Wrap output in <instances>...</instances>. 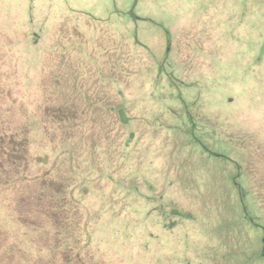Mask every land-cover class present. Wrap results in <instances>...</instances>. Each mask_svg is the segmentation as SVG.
Wrapping results in <instances>:
<instances>
[{
    "label": "rangeland",
    "instance_id": "obj_1",
    "mask_svg": "<svg viewBox=\"0 0 264 264\" xmlns=\"http://www.w3.org/2000/svg\"><path fill=\"white\" fill-rule=\"evenodd\" d=\"M168 36L172 73L161 66ZM6 77L32 104L30 112L64 116L48 118L49 135L39 126L34 133L35 171L50 170L52 195L62 190L49 198L45 184H36L54 205L40 215L61 228L34 235L35 249L47 253L59 242L85 264L88 257L98 264L145 262L141 238L152 237L147 221L153 227L159 221L147 200L159 199L162 189L189 209L197 210L195 201L204 197L216 199L210 215L217 226L227 223L215 230L205 212L196 232H162L163 247L177 248L166 253L165 264H190L186 255L193 253L196 264H211L214 253L212 262L238 264L231 252L245 253L242 258L261 252L264 234L231 208L235 192L221 197L206 190L200 197L198 180L207 169L202 186L227 184L220 159L209 168L207 152L230 155L241 164L249 210L264 225V0H0V78ZM122 103L125 118L117 113ZM229 171L236 174L233 164ZM23 205L13 202L9 213L3 204L0 215L20 217ZM28 230L21 227L20 238ZM214 230L224 239L208 241Z\"/></svg>",
    "mask_w": 264,
    "mask_h": 264
},
{
    "label": "trees",
    "instance_id": "obj_2",
    "mask_svg": "<svg viewBox=\"0 0 264 264\" xmlns=\"http://www.w3.org/2000/svg\"><path fill=\"white\" fill-rule=\"evenodd\" d=\"M71 21L72 19L70 17L65 21V24H68ZM170 40L171 38L168 36V41L166 43L165 52L161 62V66L163 67H166L168 63L171 49ZM86 46L87 45L84 44L80 50L86 48ZM65 47L66 45H63L64 49L62 48V50L66 51ZM85 59H87V57ZM161 66L158 65V68ZM167 68L169 69V65ZM159 69L157 70V75L160 77H167L164 72H160ZM169 71L172 73L171 69H169ZM167 78L170 79L169 77ZM110 79L116 83L121 82L118 78ZM139 79L143 80V75H141ZM157 79H159V77H157ZM45 85L47 95L48 90L50 92L51 89H48L47 81ZM115 85L119 86V84ZM11 95H16L17 99H14L13 96L11 97ZM49 96L50 95L47 96V100ZM22 100L23 97L19 94V91L16 92L15 89L11 88L9 77H6L5 79L0 78V209H4V204L7 205V211L9 213L10 210L15 212L16 209L12 207L13 202L17 203L19 200V202L24 204L19 208L20 217H18V214L16 216L12 214L11 216L6 215L4 218L0 215V264H85V260L81 256L73 254L74 252L70 251L72 249H64L63 244L60 245L59 242L55 243V247H50L47 243L50 249V252L47 253H45L46 249L38 250L34 248V245L37 242L33 241L34 235H41L42 231H44L46 234H49L54 226L61 228L59 223H56L53 219H50V215H40L46 214L42 212H47L49 209H52L54 205L52 202H47L46 197H44L40 192L42 186L40 185V187L37 188L36 184H40L39 182L41 181V184H45L44 187L46 189L44 190L45 192H50L48 194L49 198L50 196L54 198L55 196L59 197L62 191L58 190L54 196L52 195L53 191L48 189L47 186L54 185V181H52L51 177L50 182H48L50 170L43 169L44 172L42 175L35 171L36 168H34V166L36 157L31 154L34 146V133L36 128L39 126L42 130H44L46 135H49L48 132H52L50 129H52L51 124L53 123L51 120H48V118L52 117L53 119L54 117L62 116V114L60 110H56L57 112H55L46 109L43 112V119H41L36 115L35 111L30 112L28 110L32 104H26L25 101ZM167 101H172V99L170 98ZM156 103L159 104L158 101H156ZM135 107H137L140 112L144 108V105L138 103ZM52 112L53 115H50ZM166 112L164 113L162 110L163 118H165L164 115ZM117 113L122 118L126 117V106H124L123 103L117 108ZM63 117L64 116H62V118ZM188 117V121L192 122V127L196 129L195 121L197 120V114L195 115L196 120H194V118L191 116ZM156 118L157 116L154 117V119ZM54 120L60 121L58 118H54ZM122 122L125 121L123 120ZM183 129L184 130L180 129L182 137L186 135L185 130H187V128ZM207 153L209 155L208 167L213 168L214 164L212 161L220 159L219 164L222 165V168L218 171V173L221 174L222 178L228 177L229 179L227 184H216V187L213 190H210L202 186L205 184V179L210 175V171L202 167L205 169L203 174L206 176V178H199L198 180V185L203 193L198 195L203 197L206 190H208L211 193H215V191L222 193L221 197H225L223 195L224 193L229 197L230 192H235L236 199L232 200L233 203L231 208L233 209V212L237 214V220H243V222L249 224L251 228L255 227L256 229H260L262 234H264V225H262L263 223H260L263 221V218L254 216L249 210V204L247 201L248 194L246 189L241 185L240 180L243 176L241 164L237 161H231L232 157L230 155L224 156L218 154L215 151ZM231 164L235 166L236 174L230 173L229 168ZM193 165L196 164L194 163ZM198 167L200 169V173H202L203 169L200 168V166ZM162 192H164V190L161 189L156 193V195L160 197L159 199L154 200L156 202L147 200L148 204L154 203L152 215L156 216L159 221L157 227H153L150 221H147V231L152 237H147L144 235L141 238V254L139 256L146 263L141 262L140 264H158L162 262L165 264V261L167 260L165 259L166 253L175 252L177 248H164L162 245V240L159 239V235H162V232H166L175 237L178 231L188 230L189 232H196L198 230L197 222L203 219L205 212L207 213L205 214L206 216L214 220L215 230L216 228L219 229L221 226L227 225V223H220V225L217 226V219L211 217L210 215V210L214 209L212 201H215L216 199L211 200L210 198L206 199L204 197L203 202L194 200L200 205L196 210L189 209V207L181 206L177 202L170 201L169 197L165 195V192L164 197H162ZM144 195H146V193ZM16 197L18 200H16ZM221 207L222 210H225L223 206ZM191 212L195 213L191 215ZM25 224H30L36 229L32 230V227L29 225L31 228L28 230L26 229L27 226L25 227ZM21 227L22 230H28L31 232V235L27 236L24 233V236L20 238L19 235ZM155 230L160 232L157 233ZM215 230L214 235L212 234L208 241L224 239ZM155 239L156 241H159V243L153 247H150L149 245L152 246V242L155 241ZM261 246V252H258V249L253 250L247 255V258H242V256L239 255L245 254L241 251L239 254H235V251L231 252L228 255V258L234 257L235 255L237 258H240L238 264H254L259 263V260L264 263V235L261 239ZM86 248H89V245L80 247V250ZM209 250L212 249L210 248ZM180 251H183V249L181 248ZM213 251L215 252V250ZM214 254L209 256V262L211 264H223L220 262V257L216 259V262H212L213 259L216 258ZM196 255L197 254L195 253L186 255L187 260L191 262L190 264H196ZM86 260L88 261L87 264H98L100 262V260L99 262L94 261L92 257H88ZM160 260H162V262ZM227 260L229 261L230 259ZM101 263L103 264L102 261ZM180 264L182 263L180 262Z\"/></svg>",
    "mask_w": 264,
    "mask_h": 264
}]
</instances>
